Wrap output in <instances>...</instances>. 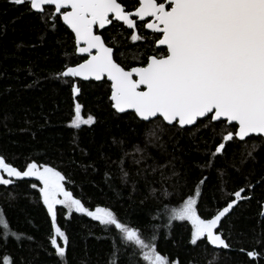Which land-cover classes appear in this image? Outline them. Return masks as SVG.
<instances>
[{
	"label": "trees",
	"instance_id": "obj_1",
	"mask_svg": "<svg viewBox=\"0 0 264 264\" xmlns=\"http://www.w3.org/2000/svg\"><path fill=\"white\" fill-rule=\"evenodd\" d=\"M121 2L128 10L137 4V0ZM103 35L121 42L113 45L125 52L124 57L117 56L118 62L138 63L132 53L144 51L145 46L138 42L128 47L130 30L109 26ZM74 62H81V57L74 53V35L62 20L53 28L51 17L45 22L26 6L0 0V155L21 169L33 161L54 167L65 176V188L74 198L90 210L109 208L146 239L155 232L158 251L178 258L181 264H207L212 250L188 245L191 225L169 224L166 209L178 206L189 193L188 185L201 174L209 177L203 192L205 201H211L201 209L204 214L223 207L234 189L254 184L246 188L251 200L241 201L222 221L221 231L231 249L219 251L213 264H264V215H260L264 212V143L260 138H254L260 145L253 153L255 160L249 158L242 165L245 149L230 143L225 155L215 158L214 167L202 168L206 153L218 142L219 126L215 132L201 128L191 135L164 125L158 139L149 137V126L133 113L118 114L112 109L107 80L85 82L58 76ZM70 83L79 84L77 97ZM76 102L82 105L84 118H96L94 124L71 126ZM142 156L144 160L134 163ZM121 157L127 177L121 172ZM221 169L232 177H224L226 186L219 178ZM25 181H16L19 187L8 186L11 197L0 186V210L9 223L7 234L0 232V259L9 255L16 264H110L118 230L82 213L69 215L64 207L57 208V224L68 236L69 246L66 259L61 260L50 244L51 217L38 188L30 186L37 182ZM162 190L168 194L161 195ZM115 247L120 249V264H128L130 258L145 264L134 245L119 242ZM253 250L260 253L254 259L246 254Z\"/></svg>",
	"mask_w": 264,
	"mask_h": 264
},
{
	"label": "snow or ice",
	"instance_id": "obj_2",
	"mask_svg": "<svg viewBox=\"0 0 264 264\" xmlns=\"http://www.w3.org/2000/svg\"><path fill=\"white\" fill-rule=\"evenodd\" d=\"M10 3L26 6L45 22L51 17L53 28L58 19L62 20L74 34V53L80 55L81 62L65 66L58 76L84 81L106 78L110 82L112 109L123 114L131 110L138 121L149 126L147 136L158 139L164 125L191 135L201 128L215 132L219 126L218 142L206 153L208 160L202 168L214 167L215 158L223 157L230 143L245 149L242 165L249 158L255 160L253 153L260 145L254 138L264 143V0H137L132 10L121 0H10ZM108 26L130 30L128 47H135L138 42L145 46L144 51L137 49L132 53V58L138 61L135 66L118 62L117 56L124 57L125 52L113 46L121 42L103 35ZM70 88L73 97L81 92L77 83H70ZM95 121L93 115L84 118L82 105L75 103L72 127L78 129ZM249 140L253 143L249 144ZM136 150L141 151L138 146ZM144 159L143 156L134 159V163ZM124 162L121 157V172L127 177ZM225 176L232 179L219 170V178L226 186ZM25 178L39 182V187L36 183L30 186L38 188L51 217L50 244L61 260L67 257L69 238L57 224V205H62L69 214L82 213L118 230L110 264H120V249L115 247L119 242L139 249L145 264H181L178 258L158 251L155 232L146 239L140 230L121 222L109 208L90 210L74 198L65 188V176L54 167L33 161L21 169L0 155V186L9 197L8 186L19 187L16 181L26 182ZM208 179L201 174L193 180L182 202L166 211L169 224L181 221L191 225L188 245L203 247L206 252L211 248L212 259L207 264H213L219 251L231 249L221 231L222 221L239 202L251 200L246 188L256 185L246 183L234 189L223 207L204 214L201 209L211 203L205 201L203 192ZM167 194L161 191V195ZM0 226V232L7 234L9 223L2 210ZM246 254L249 258L260 255L254 250ZM0 264L16 261L3 255ZM128 264H135V260L130 258Z\"/></svg>",
	"mask_w": 264,
	"mask_h": 264
},
{
	"label": "water",
	"instance_id": "obj_3",
	"mask_svg": "<svg viewBox=\"0 0 264 264\" xmlns=\"http://www.w3.org/2000/svg\"><path fill=\"white\" fill-rule=\"evenodd\" d=\"M70 10V9H69ZM66 26V25H65ZM67 27V26H66ZM69 31L71 32V30L69 29ZM74 35V34H73ZM79 79V78H78ZM79 80H81V79H79ZM104 80H106V78L104 79ZM104 80H102V81H104ZM81 81H84V80H81ZM90 81H93V82H102V81H95V80H88V81H85V82H90ZM109 82V81H108ZM110 83V82H109ZM127 113H132L131 112V110H129ZM118 114H123V113H118ZM240 203V202H239ZM234 207H236V206H234ZM252 259H254V258H252Z\"/></svg>",
	"mask_w": 264,
	"mask_h": 264
},
{
	"label": "rangeland",
	"instance_id": "obj_4",
	"mask_svg": "<svg viewBox=\"0 0 264 264\" xmlns=\"http://www.w3.org/2000/svg\"><path fill=\"white\" fill-rule=\"evenodd\" d=\"M28 179H31V180L36 181L35 178H28ZM36 182H37V185H38V187H39V186H40V185H39V182H38V181H36ZM58 207H63V206H62V205H57V208H58ZM67 212H68V210H67ZM68 214H69V213H68ZM69 215H70V214H69Z\"/></svg>",
	"mask_w": 264,
	"mask_h": 264
},
{
	"label": "flooded vegetation",
	"instance_id": "obj_5",
	"mask_svg": "<svg viewBox=\"0 0 264 264\" xmlns=\"http://www.w3.org/2000/svg\"><path fill=\"white\" fill-rule=\"evenodd\" d=\"M108 27H109V26H108ZM108 27H107V28H108ZM72 34H73V33H72ZM79 57H80V55H79Z\"/></svg>",
	"mask_w": 264,
	"mask_h": 264
}]
</instances>
